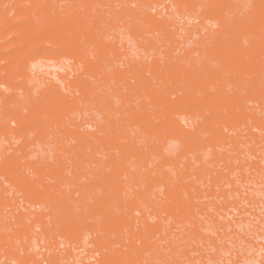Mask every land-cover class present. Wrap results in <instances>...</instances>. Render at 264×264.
<instances>
[{
    "label": "rangeland",
    "instance_id": "rangeland-1",
    "mask_svg": "<svg viewBox=\"0 0 264 264\" xmlns=\"http://www.w3.org/2000/svg\"><path fill=\"white\" fill-rule=\"evenodd\" d=\"M0 264H264V0H0Z\"/></svg>",
    "mask_w": 264,
    "mask_h": 264
},
{
    "label": "bare ground",
    "instance_id": "bare-ground-1",
    "mask_svg": "<svg viewBox=\"0 0 264 264\" xmlns=\"http://www.w3.org/2000/svg\"><path fill=\"white\" fill-rule=\"evenodd\" d=\"M146 15H147L149 18H151V15H149L147 12H146Z\"/></svg>",
    "mask_w": 264,
    "mask_h": 264
}]
</instances>
